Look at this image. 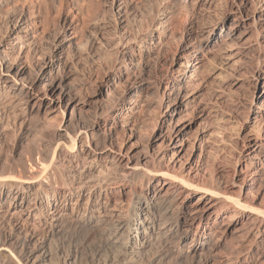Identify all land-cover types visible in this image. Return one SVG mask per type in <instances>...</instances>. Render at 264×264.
I'll return each instance as SVG.
<instances>
[{
  "label": "bare ground",
  "instance_id": "1",
  "mask_svg": "<svg viewBox=\"0 0 264 264\" xmlns=\"http://www.w3.org/2000/svg\"><path fill=\"white\" fill-rule=\"evenodd\" d=\"M10 1L0 0V23L4 19L6 21V30L0 36V128L5 124V114L9 110H14L17 105H32L37 110L45 107L51 111L57 107L61 109L64 102L70 103L74 98L73 92L69 90L70 87L68 89L62 79L54 75L56 65L54 59L61 61L62 58L58 53H53L47 58L43 57L42 64L32 77L23 76L26 67L16 62L15 58V62L12 61L13 63H8L9 65L5 67L9 61L7 58L9 51H15L17 45L20 46V53L24 45L28 44L32 47L36 44L32 37H28L29 33L27 34L31 24L26 23L23 17L13 21L12 14L16 7L11 8ZM65 1L59 0L61 5ZM158 1V15L150 16L147 24L142 22L137 28H130L126 20L129 19L130 14L135 13L128 6V0L110 1V7L119 19L115 31L117 39L108 47L112 50L116 48L122 56H128L127 60L131 65L137 64L134 55L135 45L148 42L157 46L160 52L171 38H175L174 30L171 31L167 26L170 19L165 14L167 10L173 9L175 0ZM179 1L183 4L186 0ZM51 4V0H43L40 8L50 9ZM24 5H22V13ZM89 8L90 6L85 12L87 16L91 13ZM202 9L208 12L220 11L225 14V18L232 17L231 25L226 29L223 27L221 34L215 36V41L212 42L223 43L230 40L233 43L221 48L219 56L222 62L220 64L218 62L219 65L215 64L216 66L210 70H205V67L211 63V59L201 46L197 48L196 45V47L190 44L181 45L176 50L175 57L178 56L183 61L175 69L173 67L175 58H171L173 60L169 62L171 64L167 66V70L171 71L172 80L169 79L163 95L167 99L163 113L165 118L171 117L173 122L164 132L156 134L157 140L155 139L162 141L165 146V150L159 147L158 156L159 159L169 156L166 166L144 172H136V168L132 167L130 168L132 171L127 173L124 180L112 179L107 173V166H110V161L120 164L124 157L127 159L133 157L134 142L128 147L119 146L120 149L116 151L111 146L96 147L90 139H93L95 130L102 127L98 123L93 125L89 123L85 131L80 129L77 135L70 137V145L67 147L74 150L79 145L76 157L86 159L85 161L90 160L89 170L95 169L96 176L92 177L86 171L81 172L79 176H74L73 187L77 184V189H81L89 184V190L106 201L103 204L100 199L96 201L89 196L85 202H82L83 198H80V195L76 200L64 196L66 206L71 204V208L59 207L52 202L63 192L61 189L63 184L54 181L53 189H43L44 185L40 184L38 192L33 193L34 203L28 204L25 209L28 216L33 215L35 209L37 210L34 213L35 219L46 225L45 233L41 240L34 243L30 237L21 239L16 235L10 237L6 243L0 242V264H11L12 261L16 264H140L144 254L159 237H167L176 231L177 227L178 231L180 227L184 232L189 231L196 222L201 226L198 235L202 239L216 237L217 241L225 240V242L230 239L241 245L243 249L264 250V184H262L264 181V67L262 66L264 64V0H206ZM5 44L12 45L10 50L4 48ZM60 45L61 41L55 43L57 48ZM210 45L208 50H215L216 44ZM34 48L32 47V50ZM148 48V54L154 51V48ZM250 53L258 62L253 71H249L247 69L249 67L241 66L244 62L249 63L243 58L251 56ZM189 56L192 57L189 59ZM10 59L13 58L10 56ZM228 64L238 65L236 73L227 70ZM252 64L251 61L250 66ZM11 67L12 70L17 69L16 75H21L20 83L17 82L19 77H10L16 80L15 83L22 84V87L16 88L15 91H6L4 86L7 80L3 78L5 73L10 74ZM253 67L251 68L254 69ZM144 68L147 74V66ZM176 71L178 73L182 71L180 77L175 76ZM141 72L140 74L134 72L132 75L125 69L121 78L125 79L124 82L127 84L134 86L139 84L138 87H142L141 91H145L148 85L145 86L146 78L141 76ZM41 76L47 82L45 81L43 86H38L36 83ZM112 85H115V82ZM245 87L252 88V102L248 109L251 115L244 119L245 123H249V127L241 124L239 131L235 132L234 113L232 114L228 106V98L231 97L229 92ZM18 89L22 92L17 93ZM143 92L138 100H131V106L127 107L131 113L123 117L125 126L135 129L138 120L143 118L145 112ZM176 116L178 118H175ZM198 120L200 124L198 123L195 133L191 135ZM163 122L165 120L159 122V128L163 126ZM89 131H92L91 134ZM82 133L85 134L84 137L78 136ZM110 138H113L112 133ZM233 144L238 148V155L233 161L234 167L230 168L226 154ZM41 164L44 171H47L48 165L44 162ZM14 175L0 174V195L7 184L19 188L20 184L36 182L38 179L37 176H28L24 179L22 176ZM198 193H200L199 197L192 202L191 199ZM250 196L252 201L259 200L262 206L251 204ZM19 223L18 220L16 224ZM78 235V250L68 248L66 251L64 245L59 244L61 239H75ZM159 240L162 242V238ZM221 260L222 263L226 262L225 259Z\"/></svg>",
  "mask_w": 264,
  "mask_h": 264
},
{
  "label": "rangeland",
  "instance_id": "2",
  "mask_svg": "<svg viewBox=\"0 0 264 264\" xmlns=\"http://www.w3.org/2000/svg\"><path fill=\"white\" fill-rule=\"evenodd\" d=\"M110 1L111 0H66L65 3L61 5L59 0H51L52 4L50 5L51 7L49 6L50 9H46L47 7L44 9L40 8V4L43 3V0L10 1L9 6H11V8L14 6L16 7L13 12L14 14H12L13 21L23 17L26 23L28 22L31 24L29 27L30 32L27 30V34L29 33L28 37H32L35 41L36 44H33L34 46L32 47H35L36 50L35 48L32 50V47L27 44L23 46L24 49L19 53L20 46L17 45L15 51H9V56L7 57L9 61L5 64V67L9 65L8 63H13L12 61H14L15 58L16 62L26 67V72L23 76L25 78L32 77L37 73L42 64L43 57L47 58L53 53H58V56L62 58L61 61L56 60V58L54 59L56 63L54 75L62 79L63 84L68 89L70 87L69 90L71 93L73 92L72 95L74 98L70 103H68V101L64 102L61 109L57 107L55 108L56 110L50 111L44 107L43 109L37 110L34 109L32 105H17L14 110H9V112L5 114V124L0 128V136L2 138L0 140V174L5 176H15L14 174H17L16 176H22L24 179L28 178V176H37L38 179L36 182L29 181L22 185L18 184L19 188H16L15 185L10 187L7 184L5 189L1 191L0 242L6 243L10 237L15 235L21 239L30 237L33 243L42 239L43 233H45L46 230V225L43 222L40 223L38 219H35L34 213L37 212L36 209L33 211V215L30 216L26 214L25 209V206L34 203V194L38 192L37 189L41 187L42 184L44 185L43 189H53L56 181L63 184L61 188L63 192L57 195L56 199H53L52 202L59 207L66 206V196L76 200L80 195V198H83L82 202H85L86 198L89 196L96 201L100 199L99 201L102 203L106 201L104 198H98L94 195V193L89 190V184L88 186L84 185L81 189H77V184L73 187L74 176H79L81 172L83 173L86 171L90 176H96L95 169L89 170L90 160L85 161L86 159L76 157L79 145H77L74 150L67 147L70 145V137L74 136V134L77 135L80 129L85 131L87 125L98 123L99 126L102 127L99 130L97 128L94 132L93 139H90L92 141L91 143L96 147L104 148V146H111L114 148L113 150L116 151L118 148L120 149L119 146L123 145L122 147H128L130 143L134 142L135 154L133 157L130 159L124 157L121 160L122 162L120 161V164H114L112 163L113 161H110V166H107L108 168L106 167L107 173L112 179L120 180L126 178L127 173L132 171L130 169L132 167L136 168V172H144L145 170L165 167L169 156L167 158L160 157L159 159L158 151L160 148L164 149L165 146H163L164 144L162 141L156 140L157 135L164 132L173 122L171 117L165 118L163 113L167 104V99L164 98L163 95L168 82L172 80L171 71L167 70V66L171 64L169 62L173 60L171 58H175V65L173 64L175 69L180 66L183 61L180 57H175L176 50L181 45H196L197 48L202 47L206 55L211 59V63L207 64L205 67V70H210L222 62L219 56L221 48H224L226 44L229 45L233 43V41L230 40L223 43L212 42L215 41V36L218 37L221 34L223 27L226 29L231 25L232 17L225 18V14L220 13V11L208 12L203 10L202 8L206 0H186L183 4H180L179 0H175L173 9L167 10L165 14H167V18L170 19V22L167 23L169 25L167 26L171 31L174 30L173 32H175V38L177 39L171 38L160 52H158L159 48L157 46L148 42V44L143 43L135 45L134 55L137 58V64L136 66L131 65L127 60L128 56H122L116 48H113V50L109 48L117 39L115 31L119 19L113 13L110 7ZM158 2V0H128V6L135 12L129 15L128 18L131 20L124 17L128 20L130 28H137V25L142 22L147 24L150 16L158 15ZM23 4L25 5L22 13ZM88 6H90L89 9L91 13L87 16L85 12H87L86 8ZM40 10L43 11L40 12ZM84 15H86L87 18H85L86 16L84 17ZM82 18L85 19L83 20ZM5 30L6 21L4 19V21L2 20L0 23V36L4 34ZM60 41V47H55V43ZM210 44H216L215 50H208V46H211ZM10 46L12 45L5 44L4 48L10 50ZM148 47L154 48V51L150 54L147 52ZM251 53V56H249L250 58H243L244 61L246 60V62L249 63H241L242 67H249L247 68L249 71L255 70V67L258 65L256 58L252 55L254 52ZM10 56L13 59H10ZM40 56H42V58ZM191 57L192 56H189V59ZM161 60H163V62ZM138 61L140 62L138 63ZM164 61L166 63H164ZM251 61L253 63L252 66H250ZM218 62L219 64H217ZM145 66L148 68L149 73L147 72V74L144 68ZM227 66L230 68L227 67V70L236 73L238 65L228 64ZM262 66L264 67V64ZM9 69L10 74L6 75L5 73V77L3 78V80L5 79L8 81H5L4 88L6 91H15L17 90L16 88H21L22 84L19 85L15 83L16 80H14L13 77H19L17 78V82L20 83L21 75H16L17 69L12 70V67ZM125 69L132 75H134V72L140 74L142 71L141 76L146 78L144 81L146 84L145 86L148 85L147 89L145 91L143 90L144 92L141 91L142 87H138L139 84L134 86L124 82L125 79H122L121 75L125 72ZM170 70H172V68ZM177 73L176 71L175 76L177 75L180 77L182 71ZM45 81L43 76H41L36 85L43 86ZM114 82L115 85H112ZM118 82L124 83L119 84ZM2 85H4V82H2ZM126 85L128 86L125 87ZM247 88L248 87L236 90L235 92H229V96L231 97L228 98L229 101H227L232 114L234 113L233 117L236 122L235 132L239 131L238 128H240L241 124L249 127V123H245L246 120L244 119L251 115L248 109L251 104L250 102H252V88ZM21 92V89H18L17 93ZM142 92L145 94V112L142 116L143 118L138 120L139 123L137 122L134 127L135 129H133L124 125L123 117L131 113L127 107L131 106V100H138ZM245 108L246 110L244 111ZM175 118H178V116ZM164 120L163 126L159 128V122ZM198 123L200 124L199 120L195 123L191 135L195 133L196 128L199 126ZM91 132L92 131H89V134H91ZM111 133L113 135L112 139L110 138ZM78 136L84 137L85 134L82 133V135L80 134ZM237 155L238 148L233 144L228 154H226L227 157L225 156L227 162H229L228 165L230 168L234 167L233 161ZM42 160L48 165L49 173L48 169L44 171V167L41 164L43 163ZM38 174L40 176H38ZM52 174H54V176ZM40 177H42V180ZM124 182L126 183L127 181L125 180ZM262 184H264V181ZM111 185L113 186L115 184ZM20 186L22 188H20ZM18 189L21 190L18 191ZM128 189L129 187L127 186L126 190L128 191ZM199 194L200 193L197 194L198 196L195 195L191 201H195L199 197ZM251 198L252 196L249 197V202L251 204L259 207L262 206L259 200L252 201ZM67 206L71 208V204ZM18 220L20 221L19 225L16 224ZM198 223L199 222H196L189 231L184 232L182 227H180L178 231L177 227L176 231H173L167 237H159L157 241L153 242L154 245L151 246L150 250L144 254L143 261L140 264H264V250L262 248H254L251 250L243 249L241 245L230 239L226 240V242L225 240L217 241L216 237L213 239L211 237L206 240L204 238L202 239L198 235L201 230V226H198ZM78 237L79 235L75 238L76 240L71 238L65 240L61 239L60 242L62 243L59 242V244L62 246L64 245V250L66 251L68 248L69 250H78ZM161 238L162 242L159 240ZM67 241H69L71 245ZM7 245L9 244L7 243ZM192 255L195 256L192 257ZM221 259H225L226 262L222 263ZM11 264L16 263L12 261Z\"/></svg>",
  "mask_w": 264,
  "mask_h": 264
}]
</instances>
